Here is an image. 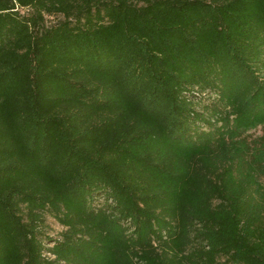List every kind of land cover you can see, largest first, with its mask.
I'll use <instances>...</instances> for the list:
<instances>
[{
	"label": "trees",
	"instance_id": "obj_1",
	"mask_svg": "<svg viewBox=\"0 0 264 264\" xmlns=\"http://www.w3.org/2000/svg\"><path fill=\"white\" fill-rule=\"evenodd\" d=\"M258 127L264 0H0V264H264Z\"/></svg>",
	"mask_w": 264,
	"mask_h": 264
},
{
	"label": "rangeland",
	"instance_id": "obj_2",
	"mask_svg": "<svg viewBox=\"0 0 264 264\" xmlns=\"http://www.w3.org/2000/svg\"><path fill=\"white\" fill-rule=\"evenodd\" d=\"M21 13H25V11H21ZM61 18L55 17V18H47V25H53ZM204 98H209V96L205 95ZM209 103L208 100L204 101L203 105H207ZM202 105V106H203ZM196 110L201 111L200 105L196 106ZM264 135V130L261 127H258L255 130L249 131L242 135V139L246 140L249 144L253 145L255 141H257L260 137ZM260 182L264 185V178L260 179ZM101 200H99L100 202ZM43 224L41 225V235L42 240L44 242H47V238L49 239H58L60 237V234L64 231L63 227H61L53 218L50 216L45 215L44 216Z\"/></svg>",
	"mask_w": 264,
	"mask_h": 264
}]
</instances>
